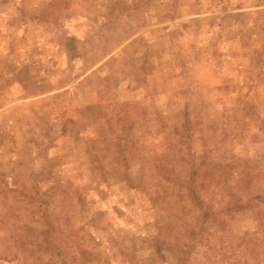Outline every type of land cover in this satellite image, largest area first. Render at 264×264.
Returning <instances> with one entry per match:
<instances>
[{
	"label": "rangeland",
	"instance_id": "obj_1",
	"mask_svg": "<svg viewBox=\"0 0 264 264\" xmlns=\"http://www.w3.org/2000/svg\"><path fill=\"white\" fill-rule=\"evenodd\" d=\"M0 264H264V0H0Z\"/></svg>",
	"mask_w": 264,
	"mask_h": 264
},
{
	"label": "trees",
	"instance_id": "obj_2",
	"mask_svg": "<svg viewBox=\"0 0 264 264\" xmlns=\"http://www.w3.org/2000/svg\"><path fill=\"white\" fill-rule=\"evenodd\" d=\"M195 203L198 205V204H201V202L199 201V199H198V197L197 196H195ZM205 214H207V213H205Z\"/></svg>",
	"mask_w": 264,
	"mask_h": 264
}]
</instances>
